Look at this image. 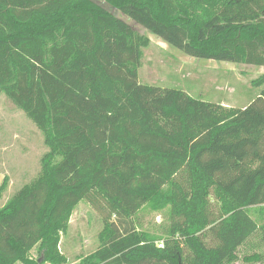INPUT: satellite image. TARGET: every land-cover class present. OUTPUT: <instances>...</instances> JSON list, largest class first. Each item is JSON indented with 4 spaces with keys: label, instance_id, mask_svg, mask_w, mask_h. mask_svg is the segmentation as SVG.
Here are the masks:
<instances>
[{
    "label": "trees",
    "instance_id": "obj_1",
    "mask_svg": "<svg viewBox=\"0 0 264 264\" xmlns=\"http://www.w3.org/2000/svg\"><path fill=\"white\" fill-rule=\"evenodd\" d=\"M101 1L190 57L264 67V0ZM150 45L92 0H0V94L49 149L0 209V264H68L81 202L104 222L81 264H236L264 243V88L229 108L142 84ZM148 204L169 207L161 238L135 226Z\"/></svg>",
    "mask_w": 264,
    "mask_h": 264
},
{
    "label": "rangeland",
    "instance_id": "obj_2",
    "mask_svg": "<svg viewBox=\"0 0 264 264\" xmlns=\"http://www.w3.org/2000/svg\"><path fill=\"white\" fill-rule=\"evenodd\" d=\"M92 1L125 21L140 36L151 40L150 47L144 51L140 69L142 84L183 89L197 99L229 108L246 107L264 88L253 85L264 77V67L190 57L103 1ZM47 152L49 149L36 125L0 94V209L15 193L39 177L41 160ZM254 216L258 218L257 213ZM134 222L138 229L161 238L170 225L169 207L154 210L148 204L135 216ZM103 227L101 214L88 203L81 202L76 207L69 229L61 238V252L67 257L68 264H81L99 248ZM262 236V233L256 234L241 248L240 261L236 264H246L245 257L264 253ZM32 255L37 257L36 251Z\"/></svg>",
    "mask_w": 264,
    "mask_h": 264
}]
</instances>
